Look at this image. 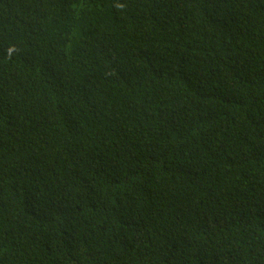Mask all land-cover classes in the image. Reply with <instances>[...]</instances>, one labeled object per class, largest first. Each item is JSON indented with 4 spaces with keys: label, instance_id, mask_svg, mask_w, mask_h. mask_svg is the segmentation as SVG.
<instances>
[{
    "label": "trees",
    "instance_id": "1",
    "mask_svg": "<svg viewBox=\"0 0 264 264\" xmlns=\"http://www.w3.org/2000/svg\"><path fill=\"white\" fill-rule=\"evenodd\" d=\"M0 264H264V0H0Z\"/></svg>",
    "mask_w": 264,
    "mask_h": 264
}]
</instances>
